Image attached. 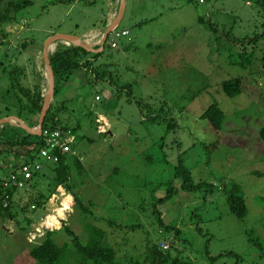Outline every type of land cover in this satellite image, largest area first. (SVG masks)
<instances>
[{
    "label": "rangeland",
    "instance_id": "rangeland-1",
    "mask_svg": "<svg viewBox=\"0 0 264 264\" xmlns=\"http://www.w3.org/2000/svg\"><path fill=\"white\" fill-rule=\"evenodd\" d=\"M8 1L0 0V8ZM107 10V0H32L5 26L0 57L7 54L6 69L9 61L22 64L21 82L29 87L37 81L31 54L49 34L102 26L99 14ZM117 28L129 34L116 39V48L108 34L90 68L76 69L53 102L66 100L60 115L67 125L78 124L65 163L70 191L86 209L70 203L62 187L45 206L31 208L39 191L54 185L52 163L38 157L41 174L13 193L12 219L0 210V264H40L28 252L42 233L32 241L27 236L44 218L45 228L62 226L57 211L82 244L88 224L106 230L121 258L145 252L148 236L170 242L167 257L191 264H264V0H125ZM22 41V52L10 47ZM236 78L241 91L228 96L222 83ZM6 88L0 73V115H14ZM211 103L224 113L219 133L201 117ZM183 168L194 184L190 190L180 187ZM10 171L0 165V184ZM168 186L175 192L157 208L179 229L177 238L160 233L152 213ZM229 194L244 197L243 218L229 210ZM63 200L69 208L62 209ZM132 224L139 227L125 232ZM64 226L53 234L58 245L68 244V259L60 264H79Z\"/></svg>",
    "mask_w": 264,
    "mask_h": 264
},
{
    "label": "trees",
    "instance_id": "trees-1",
    "mask_svg": "<svg viewBox=\"0 0 264 264\" xmlns=\"http://www.w3.org/2000/svg\"><path fill=\"white\" fill-rule=\"evenodd\" d=\"M31 3L32 0H9L5 8H0V47L3 45V39H1V37H6L9 34L5 30V26L15 23L16 13ZM19 44L21 48L19 52H22L26 46V42L22 41V43ZM102 51L91 53L82 47L60 44L55 47L54 51L49 55L55 81L54 96L45 115L42 130H70L73 133L78 127V124H75L74 126L67 125L62 117L65 114L64 112L67 111L66 100H60L55 104L53 102L56 96L61 93L63 90L62 88L67 84L74 71L80 67L87 69L90 68L91 60L94 61ZM3 57H7L5 52L3 53V56L0 57V73L1 75L4 74L7 80V93H11L9 94V97L12 99L10 104H13L12 106L15 110V113L12 114L18 116L30 126H34L37 124V117L43 100L41 81L37 80L27 87L21 82V77H26L25 67L16 61H9L7 63L9 68L6 69L4 63L5 59ZM12 59L13 61L15 60L13 56ZM241 87V78L227 80L222 83V89L228 96L238 94L241 91ZM96 97H98L96 99H100L99 95H96ZM5 108L9 109V105H6ZM4 115H9V113L0 116ZM201 117L206 119L212 131L219 133L224 120V113L216 103L209 104L202 112ZM19 130H21L22 133H20ZM259 134L260 137L264 139V126L259 130ZM45 146L46 144L43 134L40 136L28 134L23 129L9 124H5L0 127V158H6L13 154L14 156L24 158L26 161H36L39 157L40 149ZM67 153L68 152L58 149L56 150L57 161H48L53 165L52 170L54 171V185L49 189L50 191L48 193L39 191V196L34 199V204H32L34 207L32 209H34L35 206H44L50 196L58 191L57 187H62L72 195L70 203L78 208L81 207L82 209H86L84 204L70 191V187L67 182V165L65 163ZM13 167L12 169L15 172V168L17 166L15 165ZM181 171L182 172L180 173L183 179L180 187L183 190H190L194 187V184L191 182L189 171L184 168ZM40 174L41 170L33 172L30 181ZM3 184L4 183L2 181L0 184V210H4L6 215L12 219L14 215L10 211L12 195L16 190H19V188L13 185L4 187ZM174 192L175 189L168 186L166 194L155 200L152 207V213L155 223L159 226V232L169 234L171 232L173 237L177 238L180 234L179 229L176 226L166 224L162 219L161 211L157 208L158 204H162L169 200ZM5 195L8 196L7 206L2 205ZM67 196L70 198V195ZM227 203L229 210L236 217L243 218L246 215L247 206L242 195L229 194L227 196ZM64 221L65 220L63 219L61 220L62 226H59L57 229L44 228L41 240L36 243L33 241L31 242V247L28 253L33 260L40 264H60L68 259V244L64 243L58 245L53 238V234L64 226ZM27 223H31L29 219H27ZM138 227L139 226L137 224L126 226L125 232L134 231ZM64 228L72 235V244L75 251H72L71 254L77 257L79 264H142L147 262L148 264H191L188 260H180L178 256L175 258L167 257L164 254V251L169 250L171 244L170 242L167 243L166 240L154 243L148 236L144 237L143 246L145 248V252L140 253V256L128 257V255H125L121 258L117 255V249L108 242L106 230L88 224V240L85 244H82L78 235H76L68 227L64 226ZM162 243H167L168 247L163 249ZM209 258L213 259L215 257L209 256Z\"/></svg>",
    "mask_w": 264,
    "mask_h": 264
},
{
    "label": "water",
    "instance_id": "water-1",
    "mask_svg": "<svg viewBox=\"0 0 264 264\" xmlns=\"http://www.w3.org/2000/svg\"><path fill=\"white\" fill-rule=\"evenodd\" d=\"M124 10L125 0H118L116 13L114 17L106 23L104 31L102 32L99 42L97 43V48L93 47V44L86 40L84 36L60 32L50 34L43 43V47L41 49V58L45 68L46 87L42 90L43 100L40 112L37 117V124L35 126H30L16 115H6L0 118V127L5 124H9L23 129L28 134L40 136L45 115L54 96L55 81L49 55L54 51L56 44L63 42L71 46L82 47L88 52L102 51L108 34L118 27V24L123 17Z\"/></svg>",
    "mask_w": 264,
    "mask_h": 264
},
{
    "label": "built area",
    "instance_id": "built-area-1",
    "mask_svg": "<svg viewBox=\"0 0 264 264\" xmlns=\"http://www.w3.org/2000/svg\"><path fill=\"white\" fill-rule=\"evenodd\" d=\"M109 34H111L110 46L112 48H116L117 47L116 39L121 36L127 35L128 30L126 29L118 30L117 28H115ZM42 134L44 136V141H45L46 146L40 149L39 157L47 161L55 162L57 161L56 150L60 149L61 151H64V152L73 153L72 144L74 142V135L70 130H52V131L42 130L41 135ZM14 165L17 166L15 168L16 170L15 172L13 170ZM12 167L13 169L10 172H8L7 178L3 180L4 187L13 185L19 189L26 188L30 185V179L32 177L33 172H37L41 170V164L38 162V160L30 162V161H26L24 158H22V161H20L19 163H13ZM54 196H55V193L52 194V197ZM7 198L8 196L5 195L4 200L2 201L3 206H7ZM33 207L34 205H31V208ZM69 207L70 206H68L67 208ZM62 219L65 220L64 217L59 216L57 218V221L61 222L60 220ZM40 222L41 224L39 225V227H36V228L34 227L35 229L33 228L29 232L27 237L30 241H32V239H35L38 233H43V229L46 227L45 223L47 221H45V218H44ZM31 235H32V239H30ZM167 247H168L167 243H162L163 249Z\"/></svg>",
    "mask_w": 264,
    "mask_h": 264
},
{
    "label": "crops",
    "instance_id": "crops-1",
    "mask_svg": "<svg viewBox=\"0 0 264 264\" xmlns=\"http://www.w3.org/2000/svg\"><path fill=\"white\" fill-rule=\"evenodd\" d=\"M107 5H108V10H107V12L106 13H101V14H99V16H100V19H99V22H100V24H102V26H96V25H93V27L92 28H88V29H86V30H84V31H81L80 33H78V35L79 36H84L85 34H87V33H94L89 39H88V41L89 42H91L92 44H93V47H97L96 45H97V43L99 42V39H100V37H101V35H102V32L104 31V27L106 26V23L107 22H109L113 17H114V15H115V13H116V10H117V7H118V0H107ZM104 22H105V25H104ZM12 25H13V23H12ZM21 29L23 28L22 26H19ZM70 33H74V32H72V31H70ZM52 34V33H51ZM74 34H77V32L76 33H74ZM50 35V34H49ZM15 44V45H14ZM11 43L10 44V47H12L13 49L15 48V49H21L20 48V44H18V43ZM25 49V48H24ZM23 49V50H24ZM38 54H41V50L39 51V53ZM37 54V52H36V55H32L31 54V56H33V58L35 59L34 60V70H33V72H34V74H35V77H36V80H40L41 81V85H42V90H43V83H42V81H43V79H44V72H43V70H42V68L41 67H43L44 65H43V63L40 61V60H38L39 58H38V55ZM15 55H13V57H14ZM15 58V57H14ZM16 59V58H15ZM40 65H43V66H41L40 67ZM42 70V71H41ZM43 76V77H42ZM29 125V124H28ZM35 126V125H34ZM16 157L17 156H14L13 154L12 155H10V156H8V157H6V158H2V159H0V165H4V167H6V168H8L9 167V169H12V164L13 163H15V159H16ZM15 166V165H14Z\"/></svg>",
    "mask_w": 264,
    "mask_h": 264
},
{
    "label": "bare ground",
    "instance_id": "bare-ground-1",
    "mask_svg": "<svg viewBox=\"0 0 264 264\" xmlns=\"http://www.w3.org/2000/svg\"><path fill=\"white\" fill-rule=\"evenodd\" d=\"M64 202H65V201L63 200V208H62V209H65V208H67V206H68L67 203H66V202L64 203ZM59 209H60V208H59ZM61 211H62V210H61ZM57 214H58L59 216H61V215L63 214V212L57 211ZM52 218H54V219H52ZM49 219L55 221V217H54V216H50Z\"/></svg>",
    "mask_w": 264,
    "mask_h": 264
}]
</instances>
